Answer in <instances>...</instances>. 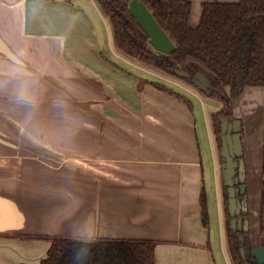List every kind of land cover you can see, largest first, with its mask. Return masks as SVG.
I'll list each match as a JSON object with an SVG mask.
<instances>
[{
	"label": "crops",
	"instance_id": "1",
	"mask_svg": "<svg viewBox=\"0 0 264 264\" xmlns=\"http://www.w3.org/2000/svg\"><path fill=\"white\" fill-rule=\"evenodd\" d=\"M190 1L197 26L205 2L237 0ZM103 12L96 0H0V264H38L51 237L149 239L156 264H225L201 218L206 165L220 168L211 115L188 82L120 52ZM162 76L199 104L149 82ZM25 82L33 103L17 100ZM234 114L254 247L264 87H245Z\"/></svg>",
	"mask_w": 264,
	"mask_h": 264
},
{
	"label": "trees",
	"instance_id": "2",
	"mask_svg": "<svg viewBox=\"0 0 264 264\" xmlns=\"http://www.w3.org/2000/svg\"><path fill=\"white\" fill-rule=\"evenodd\" d=\"M109 18L116 47L120 52L168 75L179 77L195 86L193 79L200 73L210 82L206 93L221 103L211 114V125L218 152L222 146L221 124L234 117V99L247 86L264 87V0L205 2L200 22L192 26L190 0H142L176 44L171 54L159 53L149 36L129 10L132 0H96ZM184 71L186 75H180ZM149 82L190 107L187 95L159 81ZM264 165V141H263ZM259 231L264 245V166L262 167ZM226 220V241L232 264H258L252 254L249 231L233 230L228 195L223 193ZM207 191L201 195V218L210 229ZM244 235L242 243L239 236ZM51 246L38 264H156L157 241L149 239L47 238ZM245 246L246 256L240 248ZM27 264V263H22Z\"/></svg>",
	"mask_w": 264,
	"mask_h": 264
},
{
	"label": "water",
	"instance_id": "3",
	"mask_svg": "<svg viewBox=\"0 0 264 264\" xmlns=\"http://www.w3.org/2000/svg\"><path fill=\"white\" fill-rule=\"evenodd\" d=\"M129 10L133 17L137 20L142 29L149 36V42L153 48L160 54H171L176 50L175 42L167 34L166 30L162 28L157 21L154 13L149 9L146 3L142 0H132L130 2ZM180 75H186L184 71H178ZM193 82L202 91L209 93L210 82L207 76L202 73L198 74ZM222 150L221 155L224 159L222 163V176L224 184L228 186L229 194V211L232 215L231 226L232 229L250 230V222L248 218L242 216V211H248V203L243 205L240 198L236 196L237 188L234 186L236 182L241 181L243 186L241 192L246 193V166L243 152V133L242 121L240 119L222 120ZM236 168L239 169V175L235 176ZM235 177V178H234ZM241 242H244V235L239 236ZM241 254L246 256V247L241 246ZM252 254L258 264H264V245L254 246Z\"/></svg>",
	"mask_w": 264,
	"mask_h": 264
},
{
	"label": "rangeland",
	"instance_id": "4",
	"mask_svg": "<svg viewBox=\"0 0 264 264\" xmlns=\"http://www.w3.org/2000/svg\"><path fill=\"white\" fill-rule=\"evenodd\" d=\"M151 71H153L154 73H158L157 71L150 69L149 71L150 76H155ZM156 79L157 80L159 79V82H162L164 84H167V83L170 84L171 87H173L174 89L182 93H185V95L189 96V98L192 97L193 99H196V97L192 93L187 92L186 89L183 88L184 86L177 85L176 83L173 82V81L177 82V79L171 78L169 76H162V78L159 77ZM192 87L194 88L195 93L198 94L200 97H202L201 99L203 100L208 116L212 115L211 114L212 112L217 111L221 108V103L219 101L214 100L213 98L209 97L206 93H204V91L200 90L199 88L195 86H192ZM196 100H197L196 102H198L199 104V100L198 99ZM199 118H200V122H199L198 128L199 130H201L200 133L202 135H205L207 134L205 121L201 117ZM207 124H208V121H207ZM202 139L204 140V138ZM206 180H208L207 187H208L209 192H207V197H208V204H209V212L211 213L210 214V222H211L210 227L213 229L212 231H213V241H214V246H215L214 248L216 252H218L219 258H221L222 256V254L220 255V252L223 251L225 254L224 258L226 259V262L228 264H232L230 256H229V251L227 248V241H226V231L227 230H226V220H225L224 202H223V198H224L223 197V180H222L221 169L219 168V164H215V168L212 166L209 169V164L207 163ZM220 215H221V220H222V225H223L222 232L220 231V226H219V216ZM221 235H222L223 245H221ZM222 246H223V249H222Z\"/></svg>",
	"mask_w": 264,
	"mask_h": 264
},
{
	"label": "flooded vegetation",
	"instance_id": "5",
	"mask_svg": "<svg viewBox=\"0 0 264 264\" xmlns=\"http://www.w3.org/2000/svg\"><path fill=\"white\" fill-rule=\"evenodd\" d=\"M233 119H235V116L233 117V118H231V119H225V120H233ZM238 119V118H237ZM243 131H244V129H243V127H242V133H243ZM243 136H244V133H243ZM221 137H222V132H221ZM242 141H243V137H242ZM221 150H222V146H221V149H220V152H218V154H219V160H220V169H221V176H222V163H223V161H224V159L222 158V155H221ZM243 152H244V150H243ZM244 157V156H243ZM245 160V159H244ZM245 166H246V163H245ZM239 175V169L238 168H236V173H235V176H238ZM246 175H247V172H246ZM235 178V177H234ZM222 180H223V176H222ZM246 181H247V176H246ZM248 182V181H247ZM247 182L245 183L246 184V193L245 194H243L242 192H241V187L243 186V183H241V181H239V182H236L235 184H234V186L237 188V190H236V196L238 197V198H240L241 199V201H242V203H243V205L245 204V202H247L248 203V192H247ZM223 193H227V195H228V197H229V194H228V186L227 185H225L224 184V180H223ZM230 198V197H229ZM229 198H228V209H229ZM230 212V211H229ZM232 216V215H231ZM242 216L244 217V218H248L249 219V213H248V211L247 212H244V211H242ZM233 218V217H232ZM232 218H231V220H232ZM232 227V226H231ZM234 230V229H233ZM236 230H238V228L236 229ZM235 230V231H236ZM240 230V229H239ZM246 232V231H245ZM249 235H250V231H249Z\"/></svg>",
	"mask_w": 264,
	"mask_h": 264
},
{
	"label": "clouds",
	"instance_id": "6",
	"mask_svg": "<svg viewBox=\"0 0 264 264\" xmlns=\"http://www.w3.org/2000/svg\"><path fill=\"white\" fill-rule=\"evenodd\" d=\"M34 99V96L30 92V85L27 82L22 83L17 93L18 102L22 104H28L33 103Z\"/></svg>",
	"mask_w": 264,
	"mask_h": 264
},
{
	"label": "snow or ice",
	"instance_id": "7",
	"mask_svg": "<svg viewBox=\"0 0 264 264\" xmlns=\"http://www.w3.org/2000/svg\"><path fill=\"white\" fill-rule=\"evenodd\" d=\"M2 204H3V201H0V206H2Z\"/></svg>",
	"mask_w": 264,
	"mask_h": 264
}]
</instances>
